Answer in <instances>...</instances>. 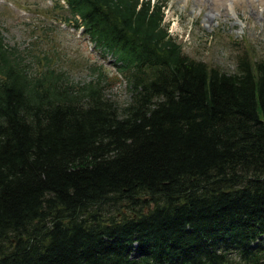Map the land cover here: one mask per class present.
I'll list each match as a JSON object with an SVG mask.
<instances>
[{
	"label": "trees",
	"instance_id": "16d2710c",
	"mask_svg": "<svg viewBox=\"0 0 264 264\" xmlns=\"http://www.w3.org/2000/svg\"><path fill=\"white\" fill-rule=\"evenodd\" d=\"M64 3L128 98L0 30V264H263L264 58L187 57L163 1Z\"/></svg>",
	"mask_w": 264,
	"mask_h": 264
},
{
	"label": "rangeland",
	"instance_id": "374dc122",
	"mask_svg": "<svg viewBox=\"0 0 264 264\" xmlns=\"http://www.w3.org/2000/svg\"><path fill=\"white\" fill-rule=\"evenodd\" d=\"M152 1L165 3L163 23L168 25L169 35L187 57L227 74L236 70L240 53L264 58V0ZM53 3L54 0H0V30L5 40L21 49L34 43L33 52L55 49L78 83L91 78L88 71L80 67L82 57L102 65L110 82L115 83L106 85L105 95L118 102L126 101L127 87L121 76V81L111 79L114 76L111 57L101 56L71 23L57 21L53 28L47 26L50 18H62V12L52 10ZM259 244L264 248L262 239ZM262 260L264 264V256Z\"/></svg>",
	"mask_w": 264,
	"mask_h": 264
}]
</instances>
